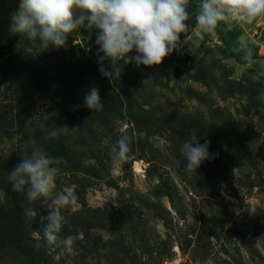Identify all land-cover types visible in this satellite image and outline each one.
<instances>
[{"label":"rangeland","instance_id":"rangeland-1","mask_svg":"<svg viewBox=\"0 0 264 264\" xmlns=\"http://www.w3.org/2000/svg\"><path fill=\"white\" fill-rule=\"evenodd\" d=\"M19 3L0 0V264H264V16L233 23L240 47L258 44L260 60L237 64L212 32L195 53L182 45L160 65L120 61L109 78L96 41L13 48ZM102 64L111 71L110 60ZM92 87L98 112L84 107ZM61 126L70 131L48 135ZM193 129L202 145L210 141V159L189 172L181 146ZM122 135L131 151L116 166L109 153ZM32 141L66 161L56 192L77 196L62 209L71 251L43 246L39 217L25 209H48L8 179Z\"/></svg>","mask_w":264,"mask_h":264},{"label":"clouds","instance_id":"clouds-1","mask_svg":"<svg viewBox=\"0 0 264 264\" xmlns=\"http://www.w3.org/2000/svg\"><path fill=\"white\" fill-rule=\"evenodd\" d=\"M189 3L190 0H20L19 10L11 17L10 28L29 41L38 39L45 49L64 47L68 36L82 26L98 29L96 44L98 53H103L100 71L112 78L121 73L120 61L124 64L135 62L137 66L160 65L174 51H180L182 45L195 53L205 35L216 31L221 24L224 30L230 31L235 21L251 25L264 16V0H200L194 14L195 25L190 27L186 23L192 18ZM181 34H184L183 40ZM242 49L243 59L252 60L253 49L247 44L242 45ZM133 51L137 54L130 55ZM105 59L110 60L111 71L103 67ZM251 79L255 82L257 77L253 75ZM257 98L260 111L264 112V91ZM84 107L95 112L104 108L98 88H90L84 98ZM69 131L67 126H61L50 130L48 135L58 138ZM196 133L193 129L181 146L189 172H196L203 161L210 159V141L202 145ZM32 144L30 155L23 156L8 173V179L13 190L24 193L30 204L40 201V206L48 209L46 216L37 209H25L30 220L39 217L43 246L53 251H71L76 238L61 235L67 223L62 209L73 204L77 196L71 188L56 192L59 166L66 161L50 156L35 141ZM130 151V138L120 136L110 149L112 163L121 165ZM35 246L41 247V241L37 240ZM55 258L59 259V254ZM202 264H215V261L209 257Z\"/></svg>","mask_w":264,"mask_h":264},{"label":"trees","instance_id":"trees-1","mask_svg":"<svg viewBox=\"0 0 264 264\" xmlns=\"http://www.w3.org/2000/svg\"><path fill=\"white\" fill-rule=\"evenodd\" d=\"M197 4L191 3L188 6V11L190 14H192V18L187 21L186 23L189 24L190 27H194L195 25V12L197 8ZM224 25L221 24V27L218 28L215 33L223 45L225 46L226 51L228 52L230 58H232L237 64L239 65H246L250 63L251 61L260 60V46L258 44H254L251 48L253 49V58L250 61H245L243 59L244 57V51L240 47L239 38H240V31L232 26L230 31H226L223 29ZM98 29H92V30H76L72 34L68 36L70 40H80L82 42L90 43L96 41ZM184 36V34H181V37ZM27 41L25 37H21V35L18 33V36L16 38V43L13 48L19 47L22 44H24ZM11 48V49H13ZM10 49V50H11ZM9 50V51H10ZM8 53V51H3L2 54Z\"/></svg>","mask_w":264,"mask_h":264}]
</instances>
